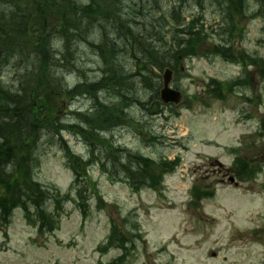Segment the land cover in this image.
<instances>
[{
    "label": "rangeland",
    "instance_id": "374dc122",
    "mask_svg": "<svg viewBox=\"0 0 264 264\" xmlns=\"http://www.w3.org/2000/svg\"><path fill=\"white\" fill-rule=\"evenodd\" d=\"M198 1H186L181 15L197 18L208 39L173 73L170 84L182 92L179 104L163 105L158 110L153 106L156 100L151 99L157 78L149 77V82L143 83L135 76L134 90L126 88L125 92L141 100L145 108L133 103L125 111L126 120L131 121L97 131L98 136L90 138L95 147L91 153L70 127L78 122L75 111L91 107L90 96L56 101V114L62 117L56 127L67 148L87 160L85 171L80 170L87 174L81 178L86 203H77L76 197L72 198L74 193L58 202L48 201V211L59 204L51 231L35 222L33 212L27 219L21 208L14 209L8 225L1 226L0 222V264H110L122 255L121 264H264V10L259 0H246L244 20H235L241 37L235 34L233 38L232 54L236 58L230 60L211 52L213 43L220 42L221 7L214 1L200 0L201 5ZM162 3L165 8L178 5L177 0ZM92 37L72 45L77 69L65 72L69 86L80 79L95 81L102 75V64L91 45L97 40ZM51 43L55 50L61 49L58 40ZM241 50L247 58L240 59ZM7 61L4 66L10 68L0 76L5 85L18 80L19 74L30 71L33 65L22 59L9 58L4 63ZM152 69L160 77L159 90L164 68ZM43 72L46 74L45 69ZM211 78L228 84L222 97H214L210 91ZM98 97L116 101V93L100 91ZM48 139L49 134L42 137L36 153L34 179L64 195L70 191L73 174L66 166L64 150L57 141L53 144ZM105 143L110 148L106 149ZM121 151L156 161L159 157L170 161L178 157L179 163L173 173L164 176L158 189L136 191L124 176H109L103 169L112 170L101 167V163H113L114 155ZM236 157L255 168L251 178L233 179ZM212 187V198L189 205L191 189ZM79 203L86 207V217ZM113 224L120 231L119 237L127 240L126 245L101 251L99 247L105 245Z\"/></svg>",
    "mask_w": 264,
    "mask_h": 264
},
{
    "label": "trees",
    "instance_id": "16d2710c",
    "mask_svg": "<svg viewBox=\"0 0 264 264\" xmlns=\"http://www.w3.org/2000/svg\"><path fill=\"white\" fill-rule=\"evenodd\" d=\"M186 1L188 0H177V6L174 3L165 8L162 0H130L126 3L122 0H87L85 3L77 0H18L15 9L10 11L9 6L6 9L8 13L0 11V76L6 68H10L4 66L8 64V61L4 62L9 58L26 60L33 64L30 71L19 74V81L15 79L10 85L0 82L2 225H8L12 211L21 208L27 219L33 212L35 222H40L42 228L46 227L51 231L59 214V204H55V210L48 211V201L55 199L58 202L59 198H67L74 193L72 198L76 197L77 203H86V187L81 185V178L87 174H82L80 170L85 171L87 160L67 148L60 129L56 127L62 118L56 114V101L61 98L73 99L79 95L90 96L91 107L86 111H75L78 122L70 127L76 135L83 138L91 153L95 147L90 138L98 136L97 131H106L117 123L131 121L126 120L125 111L133 103L145 108L141 100L134 95L128 96L125 92L126 88L134 90L135 76L143 83H148L149 77L157 78L155 86L151 88V99L156 100L153 106L161 110L163 105L158 100L159 75L152 68L162 70L169 67L177 73L181 61L198 53L199 46L208 39L207 32H204L203 25L197 23V18L192 17L186 21L182 17V6ZM209 1L216 2L222 11L218 28L221 30L218 33L220 42L213 43L211 52L232 60L236 58L232 54L233 38L236 35L241 37V29L235 20L239 23L244 20L246 0ZM259 1L262 11L264 0ZM4 3L6 2H2L3 8ZM197 4L201 5L200 0ZM89 35L93 36L94 41L97 40L91 45L102 64V75L95 81L80 79L69 86L70 83H66L60 72L62 69L66 72L77 69L76 50L72 45L80 41L86 43ZM52 39L58 40L60 46L65 45L67 50L72 47L67 59L66 56L60 57V50L51 47ZM239 56L240 59L248 57L243 50L239 51ZM39 58L36 63L35 60ZM263 72L261 70V74ZM208 85L217 98L222 97L228 86L227 83L213 78ZM100 91L116 93V101L100 99ZM48 134L50 143L57 141L64 150L66 165L73 172V187L64 195L55 187L41 185L34 179L36 153L42 137ZM105 144L106 149L110 148L109 144ZM178 163V157L174 161L159 157L156 161L148 156L121 151V154L114 155L113 163H101V167L112 170L103 169L109 176H124L138 191L140 188L158 189L164 176L174 172ZM235 166L241 180L249 179L255 173V168L242 158L235 160ZM96 194L101 198L97 191ZM210 194V190H193L192 204ZM79 204L82 216L86 217V207ZM119 232L113 224L106 244L99 249L105 251L110 247L124 248L127 240L124 236L119 237ZM123 256L114 259L110 264H121Z\"/></svg>",
    "mask_w": 264,
    "mask_h": 264
},
{
    "label": "water",
    "instance_id": "95a60500",
    "mask_svg": "<svg viewBox=\"0 0 264 264\" xmlns=\"http://www.w3.org/2000/svg\"><path fill=\"white\" fill-rule=\"evenodd\" d=\"M171 77H172V72L169 69H166L163 74V86L160 90V98L164 103H168V102L178 103L181 99L180 91L173 89L169 86Z\"/></svg>",
    "mask_w": 264,
    "mask_h": 264
},
{
    "label": "bare ground",
    "instance_id": "6f19581e",
    "mask_svg": "<svg viewBox=\"0 0 264 264\" xmlns=\"http://www.w3.org/2000/svg\"><path fill=\"white\" fill-rule=\"evenodd\" d=\"M6 2L4 3V8L2 7V2ZM18 4V0H0V11L4 12V13H8L6 11V9L10 6V11L15 9V7L17 6ZM68 52H69V49L67 50V48L65 47V45H62L61 46V49H60V57H65L66 56V59L68 58ZM60 72V71H59ZM65 69H62L61 72H60V75H65ZM68 73V72H66Z\"/></svg>",
    "mask_w": 264,
    "mask_h": 264
}]
</instances>
